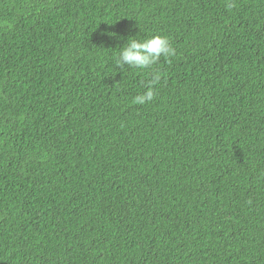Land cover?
<instances>
[{
  "label": "trees",
  "instance_id": "16d2710c",
  "mask_svg": "<svg viewBox=\"0 0 264 264\" xmlns=\"http://www.w3.org/2000/svg\"><path fill=\"white\" fill-rule=\"evenodd\" d=\"M0 264H264V0H0Z\"/></svg>",
  "mask_w": 264,
  "mask_h": 264
},
{
  "label": "clouds",
  "instance_id": "9594fccd",
  "mask_svg": "<svg viewBox=\"0 0 264 264\" xmlns=\"http://www.w3.org/2000/svg\"><path fill=\"white\" fill-rule=\"evenodd\" d=\"M130 37L128 42L121 47L115 60L116 69L129 66L137 69H149L156 65L162 57L169 58L175 55L169 37L165 35H153L150 38L137 39ZM161 79L159 73H155L146 85V91L133 99L134 104L143 105L152 101L156 94V84Z\"/></svg>",
  "mask_w": 264,
  "mask_h": 264
}]
</instances>
